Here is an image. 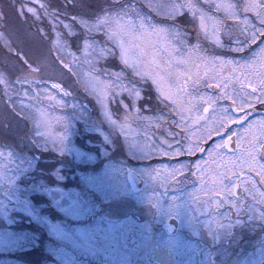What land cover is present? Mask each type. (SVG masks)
<instances>
[{"label":"rangeland","instance_id":"374dc122","mask_svg":"<svg viewBox=\"0 0 264 264\" xmlns=\"http://www.w3.org/2000/svg\"><path fill=\"white\" fill-rule=\"evenodd\" d=\"M137 2L166 17L186 11L198 36L189 40ZM194 2L195 14L188 0H0V131L13 142L23 136L21 148L35 153L0 144V264H27L1 256L37 243L12 228L21 221L49 235L50 258L39 264L83 262L81 243L94 237L106 242L113 264H152L146 254L155 241L181 244L178 256L191 264L264 262V114L252 109L264 105V0ZM203 40L232 52L208 51ZM113 52L151 84L147 111L136 82L120 70L98 71ZM225 109L230 119H222ZM117 147L122 154H112ZM46 151L71 161L45 170L37 154ZM126 168L145 178L138 192L129 191ZM165 169L174 175L154 179ZM175 220L177 233L157 228ZM251 229L253 252L223 263L236 232ZM24 232L31 244L8 239ZM186 232L195 240H182Z\"/></svg>","mask_w":264,"mask_h":264},{"label":"trees","instance_id":"16d2710c","mask_svg":"<svg viewBox=\"0 0 264 264\" xmlns=\"http://www.w3.org/2000/svg\"><path fill=\"white\" fill-rule=\"evenodd\" d=\"M51 4H53V3H51ZM137 4L147 15H149L155 21L167 22V23L169 22V23H173L176 26H178L183 32L186 33V35H188L189 40L192 41L193 38H196V36H198L196 28H195V26L191 20V17L187 14L186 11L183 12L181 15H178L175 17H166V16L157 15L156 13H154L152 10H150L147 6H145L141 2H137ZM70 41L72 43L74 42V40H70ZM202 43L205 46L206 50L214 52V53L227 55L230 52H232L226 47H224V48L215 47V46H213V44H210L205 40H203ZM107 68L110 69L109 72H113L114 70H120L123 73V76H125V78L127 80L134 81V82H136V84H138L140 87H142L143 98L139 101V106L141 107L142 110L147 111L144 108V104L151 105V103L155 99L154 91L152 90L151 84L149 82H141L138 78L134 77L130 73L129 69L118 61V59L116 58L115 52H113L112 55L108 56L102 62L98 63V71L99 72L102 70H106ZM8 78L10 81L13 82L14 78L12 75H8ZM0 88L2 89L1 86H0ZM71 93H73L74 95L75 94L77 95V93L74 91ZM80 93L82 95V98L84 97L86 99V103L89 104V106H88L89 109H90V107L94 106L91 97H88L82 90H80ZM78 96H80V95H78ZM9 110L12 112V110L10 108H9ZM93 114L95 115L94 112H93ZM27 127H28V123L24 122V131H25V128H27ZM15 136H16L15 142H13V138L10 136V133H9L8 138H5V135L3 134V132L0 131V144L6 146L10 142H13L14 143L13 145L15 146L14 148L20 154H25V153L29 154L30 153L32 155H35V153H33V151H31L30 149L23 150V148H21L25 142V140L23 139L24 138L23 136H20L17 134H15ZM113 153H121L122 154L120 147H117L116 149H114L112 151V154ZM37 156L42 157V159L47 160V162H44L46 164L43 165L45 170H51L53 168V166L56 165L57 163L59 164L60 162H63V164L66 165V163H68V161H71V158L68 156H59L57 154L54 155L52 152H49V151H46L43 154L38 153ZM132 163H134V162H132ZM39 164H41V163H39ZM66 171H67L66 169H64V168L62 169V173H66ZM68 171H73V169L71 168ZM47 182L51 183V179L50 178L47 179ZM30 198L34 201L35 204L40 203V199H38V197L31 195ZM51 217L55 218L56 216L53 214V215H51ZM12 228L14 230H27V231L31 232V234L35 235L37 243H34L29 248H26L23 250L1 253L2 257H10L13 259H17L19 261L22 260L23 262H25L27 264H39L45 258L47 259L49 257V255L47 253H45V251H44L45 240L49 239V235L44 231V229H42L40 226L34 224L33 222H24V221L16 222V225H13Z\"/></svg>","mask_w":264,"mask_h":264},{"label":"flooded vegetation","instance_id":"af4514ba","mask_svg":"<svg viewBox=\"0 0 264 264\" xmlns=\"http://www.w3.org/2000/svg\"><path fill=\"white\" fill-rule=\"evenodd\" d=\"M252 109L255 111H261L264 114V105H262V104L259 105L258 108L254 107ZM236 112H233V114L238 115V118H241L242 115H240V114H242L243 111L240 114H237ZM249 113H251L250 110L247 111V113H245V115H243V119H241V120L239 119L240 120L239 122H233V123L229 122L228 126H231L234 123L236 124V123H241V122L245 121L246 118L248 117ZM225 132H226V129H223L222 133L219 135L224 136ZM202 147L205 150L206 147L204 145ZM232 148H234V147H232ZM200 152L202 153V151H200ZM200 152H199V154H200ZM144 186H145V178H143V187ZM237 186H239V185H237ZM237 191L241 192L239 187H237ZM231 217H234L233 213H231ZM177 223H178L177 220L173 221V223H171L169 221H164V222H161L157 226V228L161 229V230L162 229H171L170 231L169 230L168 231L170 233L174 234V233L178 232ZM254 233H255V230H252V229L249 231H244V232H239V233L236 232L235 240H233L232 242L229 243L227 258L224 260L225 262L223 261V263H228V261L231 258H234V259L236 258L238 261H241L243 256H247L249 253L253 252V250L255 248V246H254L255 241H253L252 235H254ZM182 235H183L182 240H184V241L190 242L192 240L193 241L195 240V238L190 236L187 232L185 234L182 233ZM99 243H102V244L99 246ZM104 243H106V242L97 241V237L89 239V241H87L86 243H84V242L81 243V244H83L84 249L87 250L88 256L85 257V259H83V262H80V260L82 258L78 257V259H76V262L78 264H113L112 260L110 258L108 247H106L104 245ZM219 243L221 244V241H219ZM157 246L160 248H163L166 252H169L171 264H191L190 262H188V260L180 259V257L178 256V249L182 250V252H183V246L181 244H178V248L174 249V245H172V244L170 245L168 242H161V241H159V242L155 241V242H153V244L151 246H149V250H148L146 255L152 264H163V262L160 261L156 256L155 249L158 248ZM194 253L197 257H200L203 255V250L202 249H195ZM252 255H253V253H252ZM215 263H216V261L214 260L213 257H211V264H215Z\"/></svg>","mask_w":264,"mask_h":264},{"label":"snow or ice","instance_id":"6c2138e0","mask_svg":"<svg viewBox=\"0 0 264 264\" xmlns=\"http://www.w3.org/2000/svg\"><path fill=\"white\" fill-rule=\"evenodd\" d=\"M160 5L162 6V7H168L166 4H164V3H160ZM188 8H189V10H190V12L192 13V14H195L197 11H199L198 10V7H197V5L195 4V2H194V0H188ZM203 14L201 13V16H202ZM217 43H218V45H219V41L217 40ZM196 51H197V53H198V51H199V45L198 44H194L193 46H192ZM233 51H239V50H241V49H238V48H233L232 49ZM258 55H260L261 57H264V47H261L260 48V50H259V53H258ZM206 74V73H205ZM208 87L209 88H211V87H217V88H219L220 87V85L219 84H216V85H212V84H209L208 85ZM201 99H203V97H201ZM224 112H225V115L222 117V119H230V117H228L227 116V110L225 109L224 110ZM186 150L187 151H189V152H191V150H192V146L191 145H187L186 146ZM109 174V169H105V172L101 175V176H97V177H103L104 175H108ZM174 175V170H172V169H165V170H163V171H157V173H156V175L154 176V179H161V180H163V179H165V178H168V177H172ZM57 191L58 192H60V194L61 195H67V193H63V191L62 190H60V189H57ZM0 210H2V209H0ZM171 229H169V231H170ZM62 231V230H61ZM8 239H10V240H15L16 242H20V241H26L28 244H31L32 242H33V238L31 237V235L29 234V233H27V232H24V233H22L21 235H18V236H12L11 234H9V237H8ZM68 239H73L71 236H69L68 237Z\"/></svg>","mask_w":264,"mask_h":264},{"label":"water","instance_id":"95a60500","mask_svg":"<svg viewBox=\"0 0 264 264\" xmlns=\"http://www.w3.org/2000/svg\"><path fill=\"white\" fill-rule=\"evenodd\" d=\"M248 88L253 92H257L256 88H254V87H248ZM208 108H209L208 106H205L203 108V112H207ZM125 177H126V181H127L128 185H129V191L131 193L138 192L139 190L142 189V181L143 180L135 170H133L131 168H126ZM155 252H156L157 258L160 261H162L163 264H171L169 252H166L163 248H160V247L156 248ZM262 264H263V262H262Z\"/></svg>","mask_w":264,"mask_h":264}]
</instances>
